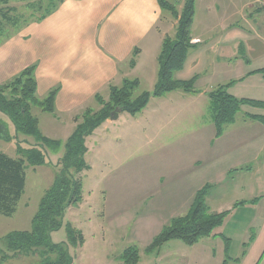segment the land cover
<instances>
[{
  "label": "rangeland",
  "instance_id": "1",
  "mask_svg": "<svg viewBox=\"0 0 264 264\" xmlns=\"http://www.w3.org/2000/svg\"><path fill=\"white\" fill-rule=\"evenodd\" d=\"M34 2H39L37 5L42 6V11L33 9L31 4ZM251 2L254 3L253 0H196L195 33L208 29L207 24L210 27L213 25L208 13L211 8L215 16L226 18H238L240 11L239 15L243 18L239 23L240 29L247 34L255 32L257 25L262 29L264 11L257 15L261 21L252 20L254 18H250V12L256 14L255 11L260 8H246ZM9 5L17 10L13 15L23 16L22 22L31 21L50 7L48 0L11 2ZM183 5L178 4L180 11ZM166 16V23L169 25L167 36L173 38L177 31V20L171 12L167 11ZM7 30V35L16 31L13 26H7ZM260 42L257 52L246 50L247 56L252 60V68L243 59L232 57L225 65L228 67L231 64L230 69H225L216 78L220 82H226L241 77L249 69L264 67V40ZM238 49V46L232 47L230 51L238 53ZM154 84L155 80L151 77L141 80L133 98H138L144 92H152ZM242 86L246 92L241 97L264 100L263 87H252L250 83L248 88ZM210 87H214L210 82L198 85L201 90ZM238 88L233 89L232 93L238 95ZM180 92L183 91H175L165 99L152 97L148 106L136 116L123 112L122 117L108 131H103L102 135L96 137H88L85 160L90 169L79 175L83 182V201L67 210L64 226L51 235L52 242L60 244L68 242L67 226L83 233L84 245L69 246L74 264H121L122 253L131 246L140 249V264H257L260 260V264H264V224L263 227L262 223L256 226L253 213L242 206L237 216H229L224 226L216 230L217 233L224 231V235L231 238L228 251H225L224 238L219 235L201 239L194 246L173 240L166 243L159 252H146V248L164 226L169 225L173 218L185 216L197 191L216 177L212 165L222 157L215 156V150L217 154H222L224 148L231 149V153L226 155H230L231 159L233 130L247 125L248 113L264 114L263 110L243 106L237 115L236 125L229 127L230 134L217 146L209 99L206 97L207 99L195 101L192 97H187L188 100H180L177 95ZM105 100L108 101L109 98ZM91 107L94 111L101 109L99 103H93ZM33 114L40 118V127L45 134L56 129L57 126L53 125L55 123H48L53 118L52 114L43 112L38 107L33 108ZM0 118L10 125L11 133L15 136L14 126L8 118L1 113ZM74 131L70 133V130H56L58 134L55 137L65 142ZM19 142L25 149L36 146L33 139L19 136L12 142L0 140V152L19 158ZM45 152L47 165L27 167V185L17 212L11 217L0 214V264H41L37 254L9 252L5 238L13 232L32 230V221L41 199L60 170L59 161L64 150ZM237 172L241 170H232L231 176L222 184H208L214 187L212 192L215 195L220 192L224 197L222 201L210 200L212 211H218L220 205L224 206L223 211H230L231 208L228 207L231 203L245 197L239 196L241 192H233L234 184L238 181L233 175ZM254 236L258 238L252 244ZM7 254L10 257L3 262L2 257ZM205 255L214 256L207 259Z\"/></svg>",
  "mask_w": 264,
  "mask_h": 264
},
{
  "label": "crops",
  "instance_id": "2",
  "mask_svg": "<svg viewBox=\"0 0 264 264\" xmlns=\"http://www.w3.org/2000/svg\"><path fill=\"white\" fill-rule=\"evenodd\" d=\"M169 1L177 5L185 2V0ZM246 6L250 9L260 8L252 2ZM263 11L264 8H260L259 11H255L256 14L250 12L249 16L254 18L252 20L261 21L257 15ZM166 12L159 0H63L44 20L28 21L29 23L22 25L15 33L0 38V86L11 82L26 68L36 66L37 96L45 99L50 92L58 90L55 111L50 113L53 118L48 122L55 123L56 125L52 124L57 126L56 129H50L51 131L45 134L40 127L41 120L37 117L39 127L46 137L59 140L55 137V134H58L56 130H70V133L75 130L81 114L92 109L93 103H98L97 96L109 98L111 86L121 87L125 80H138L140 83L141 80L151 77L155 80V88L159 76L158 58L169 33ZM208 13L213 25L210 27L207 24L206 27L209 28L198 33H195L194 16L191 29L193 48L189 51L184 68L176 73V78L184 81L197 77L196 93L180 92L177 94L179 99L188 100L187 97H192L195 101L209 99V92L219 85H226L232 81L237 83L229 89V92L232 93L233 89L239 87L237 91L240 94L232 93V95L238 96L237 98L252 99L241 97L246 92V89L241 87L245 85L248 88L250 83L252 87L264 88V73L250 75L264 67L249 69L241 77L226 82H220L216 76L222 74L225 69H230L231 64L228 67L225 65L232 57L237 60L243 59L244 63L252 68V60L247 56L246 50L257 52L260 41L264 40V24L262 29L257 25L255 32L250 31L247 34L240 29L239 23L241 24L243 19L239 15L240 11L238 18L217 17L213 8L208 9ZM219 28L221 30H218ZM237 46L238 53L230 51L232 47ZM135 51L136 63L132 66L131 60ZM201 82H210L214 87L198 89ZM171 93L159 99H165ZM122 114L121 111L117 120H107L90 137L108 131ZM246 122H248L246 126L236 128L232 132L231 159L230 155L226 156L228 152L231 153V149L224 148L222 154H217L215 150L214 155L222 158L212 165L217 175L211 181H207V186L226 182L232 170L240 169L241 172L233 175L238 178L233 192L234 194L241 192L239 196L245 197L231 203L228 207L231 210L227 211L230 212L229 216L233 217L238 215L241 206L247 207L253 213L255 225L262 223L263 227L264 126L250 119ZM235 125L236 122L227 126L223 136L216 138L215 145L218 146V143L230 134L229 127ZM209 186L207 204L211 212H226L223 211V205H220L218 211H212L210 200L222 201L224 197L220 192L215 195L212 192L214 187ZM224 233V231L216 232V236L213 237L220 235L221 238L228 239ZM257 238L254 236L252 244ZM213 256L205 255L207 259Z\"/></svg>",
  "mask_w": 264,
  "mask_h": 264
},
{
  "label": "trees",
  "instance_id": "3",
  "mask_svg": "<svg viewBox=\"0 0 264 264\" xmlns=\"http://www.w3.org/2000/svg\"><path fill=\"white\" fill-rule=\"evenodd\" d=\"M30 1L36 0H0V38L7 36V26H13L17 30L30 21L22 22L24 19L22 15H13L17 10L10 7L9 4ZM48 1L49 9L31 20H44L57 9L63 0ZM37 3L31 4L33 9L42 11V6ZM159 3L164 11L171 12L177 20V31L173 38L167 36L163 42L158 58V81L153 91L144 92L134 99V91L140 84L138 80H125L121 87L111 86L109 100L106 101L100 95L97 96L101 109L98 111L86 110L82 115V121L65 142L43 135L39 127V119L33 114L34 107L40 108L43 112L53 113L58 92L55 89L44 100L38 98L36 66L26 68L11 82L0 86V113L8 118L15 129V136H13L10 125L0 118V140L12 142L19 136H24L36 142V146L29 149L23 148L19 142L17 146L19 158H12L0 152L1 215L11 217L17 212L18 204L27 185V167L37 168L47 165L46 150L52 153L64 150L59 161L60 170L52 186L46 190L41 199L39 209L32 221V230L13 232L5 238L9 252L24 255L37 254L41 259V264H74L69 246L84 245L83 233L67 226L68 242L60 244H54L51 235L64 226L67 210L83 201V182L79 175L90 169L85 160L88 152L87 138L109 120L116 109L136 116L148 106L152 97L160 98L167 93L179 90L196 93L197 77L188 81L176 78V73L184 68L189 51L193 48L191 29L196 0H185L181 11L176 3L169 0H159ZM136 56L137 52L135 51L131 60L132 66L136 63ZM256 73H264V69L252 72L250 75ZM236 83L237 81H232L226 85H219L208 93L213 123L216 128V138L222 137L226 127L236 122L237 115L243 106L264 110V101L237 98L232 95L229 89ZM246 117L264 126V115L248 113ZM209 190V185L199 190L188 213L185 216L173 218L169 225L164 226L146 248V252H159L166 243L173 240H180L188 246H194L201 239L216 236L215 231L223 226L230 212H211L207 204ZM224 240L225 251H228L231 241L226 238ZM244 246L246 247L247 244ZM9 257L8 254L3 255L2 261L5 262ZM120 261L121 264H140V249L137 246L125 249ZM260 263L261 260L257 264Z\"/></svg>",
  "mask_w": 264,
  "mask_h": 264
},
{
  "label": "water",
  "instance_id": "4",
  "mask_svg": "<svg viewBox=\"0 0 264 264\" xmlns=\"http://www.w3.org/2000/svg\"><path fill=\"white\" fill-rule=\"evenodd\" d=\"M120 112H121V110L120 109H116L113 113H112V115H111V120H117L118 119V117H119V114H120Z\"/></svg>",
  "mask_w": 264,
  "mask_h": 264
},
{
  "label": "built area",
  "instance_id": "5",
  "mask_svg": "<svg viewBox=\"0 0 264 264\" xmlns=\"http://www.w3.org/2000/svg\"><path fill=\"white\" fill-rule=\"evenodd\" d=\"M253 1H254V5L260 8H264V0H253Z\"/></svg>",
  "mask_w": 264,
  "mask_h": 264
}]
</instances>
